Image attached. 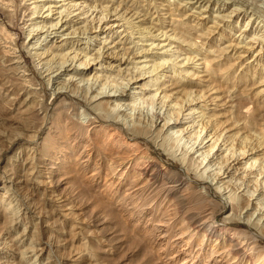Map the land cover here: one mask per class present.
I'll return each mask as SVG.
<instances>
[{
  "label": "bare ground",
  "instance_id": "obj_1",
  "mask_svg": "<svg viewBox=\"0 0 264 264\" xmlns=\"http://www.w3.org/2000/svg\"><path fill=\"white\" fill-rule=\"evenodd\" d=\"M46 1L33 0L29 2L30 5L27 6L28 8L26 7L31 11L29 19L35 17L42 18L40 21H35L27 25L29 26L27 36L31 35L30 38L36 36L34 42L27 49H29V52L30 49H34L31 54L36 60L37 66L39 65L41 67L40 69L43 68L46 71V76H48L46 81L47 85L50 84V88L52 89L51 93L56 94L55 96L59 93L64 94L65 92L70 95L81 96L83 110L80 113L75 111V114L82 116L83 119L86 118V122L88 123L96 121L95 116L93 118L89 117L91 114L89 111L93 110V113L97 111V117L112 120L125 126L132 136L131 138L121 136V143H127V147L130 146L135 149H140V145L136 141L137 137L140 136L150 138L153 141L158 140L160 141L159 145L162 146L165 143V145L175 147L170 152L174 153L179 150L175 154L180 156L177 158L179 160L180 170L186 172V174L190 170H194L198 178H210V182L212 183L215 180L213 184H215L216 190L223 192L225 195L227 193L226 198L229 200L231 209L230 215L233 213L239 214L241 210L243 211L244 208H248L250 206V197L257 191L254 197L256 200L252 204L253 210L248 214L246 213L247 217L245 219L241 218L243 219L242 223L247 227H255L259 232L264 233V207L262 208V204L264 203L263 0H160V2L153 0L158 11L166 6L164 8L166 9L164 14H167L166 16L169 18L168 21L160 15L161 17L157 19L159 22H157L161 26L156 27V25V28H154L153 20L149 18L151 14L147 15L149 13V10L147 11L148 7L144 6L145 9L141 13L140 11L142 10H139L138 7H133L134 9L129 8L130 5L128 6V4L124 3L125 0H120L119 3L116 2L117 5L111 4L108 10L107 5H101V2H95V0H90L88 3L86 2L88 0H83L82 2L76 0H49L50 2L48 3ZM121 1L123 2L122 5L120 4ZM12 2V0H0V7L6 9L7 12H12L13 7L10 8V6H13ZM58 2L60 3L58 4ZM147 4L150 3L147 2ZM211 4H214V6L211 7ZM215 6L216 8L214 9ZM97 7H100L99 10H96ZM170 7H173L176 11L181 10L180 15L183 18L186 16L190 17L191 15L193 18H197V21H194L195 23H191L193 22V18L191 19L190 17V19L182 24L185 25L190 22L193 26L192 30L194 29L195 39L200 37L199 35H202L207 40L203 41V38H201L202 41L198 39L195 43L191 40L194 37L187 36L192 31L190 33L186 32L187 35L182 32L184 29L182 30L181 27L179 28L182 31L180 29L178 31V25L176 26V23L179 24V22H176L177 19L175 20L174 18H176V15H179V12H176L177 14L173 13ZM105 8L106 13H104ZM121 9L123 11L120 13L119 11ZM89 10L90 13H88ZM94 10L98 12L97 16L96 13L92 15ZM35 12L40 14L32 16ZM108 13L116 15L113 18L117 19V21L121 20V23L114 21L107 25L100 24L99 22L103 21ZM241 14L246 15V24L238 32L235 29L237 23L234 25L233 19L230 17L235 15L240 16ZM134 18H139V22H148L149 24L147 26H142V24L138 23L135 24L133 21ZM164 18L167 20L166 23L169 28H166ZM135 27L136 32L140 33L141 36L138 35L140 38L132 41L135 44L132 47L136 46L134 50L128 51L131 46L124 47L123 44L117 48L120 51H117L116 47L117 43H120L119 40L115 42H113L114 40L110 41L111 45L107 46L109 45L107 38L113 36L114 32H117V28L118 31H126L125 38H127L134 33L133 29ZM0 28L2 30L0 34L2 51L11 56L9 61L13 64V69L20 71L24 76V80L29 83L28 88L32 89L29 94L42 96L43 99L44 95L41 93V88L37 89V87H32V76L30 77L29 75L31 74L26 72L27 67L23 53L18 49L16 43H13L14 40L10 29L2 23H0ZM114 28L116 29L114 30ZM129 28L131 29L129 30ZM198 31L201 34H198ZM246 33H250V35L248 39L246 38L248 41L243 44V40L247 37L245 36ZM216 34L218 35L216 36ZM49 36L57 38L49 39L48 41H44V43L41 41L46 40ZM91 40L97 43L101 42L102 45L97 48H91ZM140 40H150V43H144L149 47L137 46L136 44H139L138 42ZM155 40H158V42L155 43ZM220 40H223L222 43L224 41L226 43L221 45L222 43H218ZM152 47L161 50L160 52H153L150 55L153 56L152 59L150 57L147 59L146 57L148 55L146 54L151 51ZM127 48L129 49L127 50ZM168 50H171V52L169 53ZM248 51L254 53L252 58H244L245 52ZM182 52L183 57H180ZM129 53H132L131 55L134 57H140L134 61L132 58H129ZM165 55L168 56L165 57ZM104 57L118 61L115 64L117 68H113L111 64L109 65V62L107 64V66L109 65L108 67L99 63ZM179 57L181 59L174 61ZM149 60H151V64L142 70L141 68L145 65H139V63L141 64V62ZM123 62L125 64L132 63V66L129 64L131 67H126L125 65V69L120 68L119 65ZM97 63L101 67H98L96 65ZM62 67L63 69L61 70ZM106 67L109 70L107 74L103 73L102 70ZM68 70L69 72L65 73L67 77L60 79L61 74H64L63 72ZM55 71L58 73L53 77L52 73ZM111 72L115 74L112 75ZM145 73L148 74L145 75ZM184 77H186L185 80L182 79ZM119 78H121V81L123 79H126V81L117 82ZM83 81L84 83H82ZM130 83H136V87L134 93L128 97L126 95L131 87ZM193 84L200 85L203 89H193ZM106 86H110V88L106 90ZM142 103H146V107H148L147 105H151V107L156 106L155 108H158V110L152 112L145 119V116H142V112L140 111L143 107V105L142 107L140 105ZM38 104L42 106V102ZM162 107H164V111L161 112ZM45 115L46 111L43 116L45 117ZM160 121L163 122L159 124ZM153 126L154 128H152ZM173 132L177 133V135L174 136ZM181 139H183L182 142ZM92 144L93 153L100 155L102 165L114 171L117 167L115 165H118L120 160L113 154L118 162L114 163L110 159L112 157L111 149H109L110 152L102 153L97 150L94 142ZM109 146L107 145L105 150ZM144 148L140 149L139 153L130 157L128 156L129 158L126 161L123 160L125 164L127 163L121 172V174H124V171H126V177L128 176L126 190L130 194L132 192L133 194L138 192L141 194L152 183H158V185L160 184V186L167 189L166 194H164L165 196L172 194L170 197L167 196L166 200H169V202H172L176 206L181 205V197L173 191L185 181L181 176L177 178L174 176L175 179L173 178V174L179 175V169L175 171L177 174L171 172L170 168L161 165L156 157L149 153L146 148L144 150ZM49 151H46L44 155H50ZM194 153H197L196 157L193 156ZM109 156L111 157L109 158ZM118 156L120 155L118 154ZM212 166L215 167L212 168ZM210 170L213 171L211 172ZM225 173L226 175H224ZM99 174V170H94L93 175L98 176ZM225 177L227 179H224ZM135 178H140V180L143 179L144 181L140 185H137L140 181L136 182ZM242 185L246 190L243 193L237 192V189L242 187ZM135 186H139L136 192H134L136 189L134 188ZM130 189L132 190L129 191ZM207 191L208 189L206 188L204 192ZM150 193L149 191L146 195L149 197ZM146 198L147 196L144 199L147 200ZM127 200L123 199L124 202ZM145 200L142 201V204ZM12 201L5 204L3 220L0 224L12 223L14 220L16 208L14 207L15 204L12 206ZM28 204L27 206H30V203ZM254 214L255 216L252 218L251 216ZM197 215H189L187 217V226H185L192 228L193 233H191V237H194V234L197 233L200 237L194 257H197L198 254L199 256L201 255V247L203 244L207 245L205 252L202 253L206 257L202 264H224V261H221L220 258L217 259L216 256L225 258L224 260L229 259L230 256L232 258L231 262L233 263L229 264H234L235 262V264H238L237 260L240 263L243 261L244 264H264V249L259 250L256 247L259 241L254 236L251 237L250 235V237H247L248 233L244 225L239 224L244 228L243 230L229 227L224 223L214 225L212 215L208 214V216L206 215L207 217L205 216L201 220H199L200 218ZM191 237L188 239V242H191ZM3 242L5 241L3 240ZM241 245H243V249L242 252H239ZM188 249L185 254L191 255L194 248L188 247ZM188 261L189 259L187 260L184 257L182 259L180 258L175 264H187ZM190 264L194 263L191 262ZM225 264L228 263L225 262Z\"/></svg>",
  "mask_w": 264,
  "mask_h": 264
},
{
  "label": "rangeland",
  "instance_id": "obj_2",
  "mask_svg": "<svg viewBox=\"0 0 264 264\" xmlns=\"http://www.w3.org/2000/svg\"><path fill=\"white\" fill-rule=\"evenodd\" d=\"M12 1L13 6H10V8L13 7L12 12H7L6 9L0 7V23L10 29L14 40H12L13 43H16L18 49L23 53V58L25 59V65L27 67L26 72L31 74L29 75L30 77L32 76V87H37V89L41 88V93L44 96L42 99V96L29 94V92L32 91V89L28 88L29 83L24 80V76L20 71L13 69V64L9 61L11 56L2 51V43H0V222L3 220V211L6 203L13 200L12 206L15 204L14 207L16 208L14 213L15 221L13 220L12 223L0 224V264H175L180 258L182 259L184 257L187 260L189 259L187 264L191 262L194 264H202L206 258L202 253L205 252L207 245L203 244L201 247V255L199 256L198 254L197 257H194L200 237L198 233L194 234V237H191L193 230L192 228L186 227L187 217L192 214H198L199 220L203 219L206 215L208 216V214L212 215V218H214V225H221L224 223L229 227L241 230L244 228L239 224L244 225L248 233L247 237H250V235L251 237L254 236L259 241L256 247L259 250L264 249V233L259 232L255 227L250 228L242 223V218L245 219L247 217L246 215L253 210L252 204H254L256 200L254 197L257 191L251 196L252 198L250 197V206H248V208H244L239 214L233 213L234 215H230L231 209L229 200L226 198L227 193L225 195L223 192L216 190L215 184H213L215 180H213L212 183L210 182V178H198L194 170H190L187 174L180 170L179 160H177L180 156L176 155L179 150L175 151L176 154L175 152L171 153V150L175 147L173 148L170 145H165V143H163V146L159 145L160 141L158 140L153 141L144 136L137 137L136 139L140 145V149L145 147L149 153L156 157L161 165L170 168L171 172L177 174L175 171L179 169V175L173 174V178L175 179V177L181 176L185 181L173 191L181 197L183 205H177V207L172 202H169V200H166L167 196L170 197L172 194H167L165 196L164 194H166L165 192H167V189L160 186V184L158 185V183H152L149 185L150 187L147 185L148 188L144 193L142 192L140 194L138 192L136 195L132 192L130 194L126 190L128 180L126 171H124V174H121L127 165L123 160L126 161L130 156L140 151L139 148L127 147V143H121L123 136L127 138L132 137L130 131L118 122L116 123L112 120L110 121L104 118L102 119V117H97V111H94V114L93 110L89 111L91 113L89 117L93 118V116H95L96 121L88 123L86 122V118L83 119L82 116H77L75 114L83 110L81 106L83 105L81 96L70 95L66 92L64 94L59 93L55 96L56 94L51 93L52 89L50 88V84L47 85L46 81L48 77L46 76V71H44L43 68L40 69L41 67L39 65L37 66L36 60L31 54L34 49H30V52L29 49H27L36 39V36L31 38V35L27 36V31L29 29L27 25L35 21H40L42 18L35 17L29 19L31 11L27 9V6L30 5L29 2L33 0ZM76 1L82 2L83 0ZM119 1L120 0H113L112 2L111 0H95V2H101V5H107V10L111 4L117 5ZM145 1L134 0L133 2V0H125L124 3L128 4V6L130 5L129 8L138 7L139 10H142L140 11L141 13L144 11L145 7H148L147 11L149 10V13L147 15L151 14L149 18L153 20L154 28L161 26L157 20L161 17L160 15L169 21V18L166 16L167 14H164L166 11L164 8H166V6L158 11L153 0H150V2L149 0ZM158 1L160 2V0L156 2ZM48 2L50 1L47 0L46 3ZM86 2L88 3L90 0ZM121 2L120 4L122 5L123 2ZM147 2L150 4H147ZM59 3L60 2H58V4ZM213 6L214 4H211V7ZM99 8L100 7H97L96 10H99ZM170 8L173 13L179 12V15H176V18H174L175 20L177 19L176 22H179V24L175 22L176 26L178 25V31L180 29L179 27H181L182 30L184 29L183 31L180 30L186 35L188 32L190 33L192 31L187 36L194 37L191 40L195 43L198 39L200 41L207 40L202 37V35H199L200 37L195 39L193 33L194 29L192 30L193 26L190 22L186 23V26L182 24L190 19V17L192 19V15L183 18V16L180 15L181 10L176 11L173 7ZM215 8L216 6L214 9ZM96 10H94L92 15L95 13L96 16L98 15ZM122 11L123 9L119 12L121 13ZM106 12L105 8L104 13ZM158 12L159 14L157 15ZM88 13H90V10ZM36 14L40 13L35 12L32 16ZM111 14L108 13V17L106 16L105 19L103 18L104 20L99 23L103 25L110 24L114 21H116V23H118V21L121 23V20L117 21V19L113 18L116 15ZM230 18L233 19L234 25L237 23L235 29H237L238 32H240L239 29L245 27L246 15H235ZM138 19H133L135 24H142V26H147L149 24L148 22H139ZM166 19L164 20V24L167 22ZM194 21H197V18H193V22L191 23H195ZM103 25L101 26L103 27ZM165 25L167 26V23ZM118 28L113 36L107 38L109 44L107 46L111 45L110 41L114 40L113 42H115L119 40L120 43H117L116 49L124 44V47L131 46L130 49L127 48V50L129 49L128 51L134 50L136 46L132 47L135 45L132 41L138 40L141 36L140 33L136 32V27L134 28L135 30L133 29L134 33L127 38H125L126 31H118ZM166 28H169V26ZM115 29L116 28H114V30ZM130 29L131 28H129V30ZM1 33L2 30L0 31V34ZM197 33L201 34L199 31ZM191 34L194 36H191ZM246 34L245 36L247 37H245V41L243 40V44L248 41L247 39L250 35V33ZM217 35L218 34H216V36ZM53 38L57 37L49 36L46 40L41 41L44 43V41H48L49 39L52 40ZM201 38L203 39L201 40ZM145 42L150 43V40H140L138 42L139 44L136 45L148 48L149 46L144 44ZM156 42H158V40H155V43ZM222 42L223 40H220L218 43ZM225 43L226 41L221 45ZM101 45V42L97 43L91 40V48H97ZM160 50L161 49L152 47L151 51L146 54L148 55L146 58L149 59L150 57V59H152L153 56L150 55H152L153 52H160ZM117 51H120V49H117ZM168 52L170 53L171 50H168ZM131 54L132 53H129V58H132L134 61L138 60L140 57H134ZM253 55V52L251 53L248 51L245 52L244 58H252ZM166 56L168 55H165V57ZM180 57H183V52ZM180 57L174 61H178L181 59ZM105 60L106 62H104ZM150 61L151 60L146 62L143 61L141 64L139 63V65H145L144 67L142 66L143 68L141 69L143 70L148 67L151 64ZM108 62L113 68H117L115 64L118 63V61L112 58L104 57L102 61H99V63L104 64V66H107ZM129 64L132 66V63ZM129 64L123 62L119 67L125 69V65L126 67H131ZM96 65L101 67L98 63ZM107 67L102 69L103 73L107 74L109 71ZM62 69L63 67L61 70ZM67 72H69V70L63 72L64 74H61L62 76L60 79L67 77V74H65ZM56 73L58 72L55 71L52 73L53 77H55ZM113 74L115 73H112V75ZM147 74L148 73H145V75ZM182 79L185 80L186 77ZM120 81L121 78L117 80V82ZM125 81L126 79H123L121 82ZM82 83H84V81ZM135 85L136 83L130 85L131 87L127 91L128 93L126 96L130 97L134 93ZM109 88L110 86H106L105 89L108 90ZM192 88L196 90L199 88L203 89L202 86L196 84H193ZM39 102H42V106L38 104ZM140 105L141 107L143 105L140 111L142 112V116H145V119L149 117L152 112L158 110V108H155L156 106L151 107V105H147L148 107H146V103ZM163 108L164 107H162L161 112L164 111ZM45 111L46 115L44 117ZM161 122L163 121H160L159 124H161ZM152 128H154V126ZM173 133L174 136L177 135V133ZM183 133L186 135L185 132ZM182 141L183 139H181V142ZM92 142L95 143L97 150L102 153H107V151L111 149L112 157L109 156V158L111 157L110 159L114 161V163H118L117 159L120 160L118 165H115L117 167L114 171L102 165L100 155L93 153ZM107 145L109 148L105 150ZM46 151H49L50 155H44ZM113 154H115L117 159ZM118 154L120 156H118ZM196 155L197 153L193 154L194 157H196ZM215 166H212V168ZM94 170H99L100 174L98 176L93 175ZM111 172L114 173L112 174ZM224 175H226V173ZM135 179L136 182L140 181L137 185H140L144 181L143 179L140 180V178ZM224 179H227V177ZM152 185L155 186L153 187ZM138 187L139 186L134 187L136 188L134 192L137 191ZM151 187L153 188L150 190ZM206 188L208 191L204 192ZM245 190L246 188L242 185V187L237 189V192L243 193ZM149 191L151 193L153 192L149 194L150 198L146 195ZM145 196H147V200L144 199ZM123 199L128 200L124 202ZM143 200L146 201L143 202L144 205L142 204ZM28 203H30V206H27L29 205ZM263 207L264 203L262 204V208ZM183 216H185V219ZM254 216L255 214L251 217L253 218ZM180 231H184L183 234ZM190 237L191 242H188ZM3 240L5 242H3ZM242 246L243 245L239 247V252H242ZM188 247L194 248L191 255L185 254L189 250ZM257 248L255 249L257 250ZM216 257L224 261V264L225 262L228 264L233 263L231 262L232 258H230V256L229 259L226 260L220 256ZM218 263H220V261H218ZM237 263L244 264L243 261L240 263L239 260H237Z\"/></svg>",
  "mask_w": 264,
  "mask_h": 264
}]
</instances>
